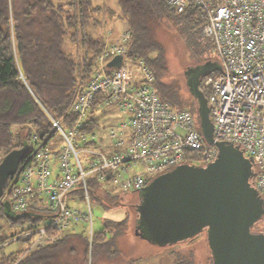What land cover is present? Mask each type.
<instances>
[{
  "label": "built area",
  "instance_id": "obj_1",
  "mask_svg": "<svg viewBox=\"0 0 264 264\" xmlns=\"http://www.w3.org/2000/svg\"><path fill=\"white\" fill-rule=\"evenodd\" d=\"M165 3L176 14L192 7L202 12L201 33L210 39L220 66L207 72L203 81L209 90L213 139L236 144L252 158L254 186L264 197V0ZM131 37L126 22L116 36L105 31L89 77L66 111L75 117L65 124L48 113L51 129L64 143L50 148L33 134L30 153L3 192L1 200L5 196L14 212L24 211L39 198L48 207L40 225L26 232L32 235L29 248L59 240L79 223L91 238L90 176L106 188L137 191L178 164H205L217 153L214 142L208 143L201 135L193 113L159 97L154 72L144 58L127 55ZM114 56H121L122 61L111 67L108 63ZM95 100L97 108L116 104L125 117L107 131L110 145L106 151L98 145L96 130H81ZM76 190L78 195L73 194Z\"/></svg>",
  "mask_w": 264,
  "mask_h": 264
},
{
  "label": "trees",
  "instance_id": "obj_2",
  "mask_svg": "<svg viewBox=\"0 0 264 264\" xmlns=\"http://www.w3.org/2000/svg\"><path fill=\"white\" fill-rule=\"evenodd\" d=\"M117 1L132 35L126 45L127 55L144 58L154 72L159 97L172 106L188 108L198 125L196 105L185 103V99L178 97L173 86L165 80L167 60L154 30L158 20L171 24L180 35L187 34L193 41H201L208 52L206 59L215 62L212 43L201 33L202 12L192 7L176 14L165 0ZM93 9L97 8H93L89 0H0V161L2 155L25 144H28L25 154L28 156L33 134L48 146L49 139L55 135L48 113L63 119L65 124L75 117L66 114L69 103L76 90L88 79L93 58L104 42L103 37L96 39L85 31L84 25ZM66 41L73 50H65ZM205 75L199 80L198 89L207 101L209 90L203 85ZM96 102H92L81 130H95L91 112L97 108ZM11 177L5 178L3 191ZM254 178L253 171L250 176L253 185ZM87 186L90 187V198L97 199L106 208L122 206L123 198L131 196L132 192L113 193L94 176L89 177ZM6 200L5 196L0 200V247L7 240L19 239L29 244L32 235L26 232L39 226L48 215L47 205L34 201L24 211L14 212ZM130 207L134 208V223L139 231L138 208L132 203ZM129 212L130 209L126 210L127 215L120 221L106 220L100 229L92 231L91 238L87 233L66 232L61 239L50 244L30 247L27 252L28 247L21 248L0 257V264H14L19 256L15 264H98L99 259L113 256L118 250L117 238L131 225ZM263 218L264 215L254 222L255 229H259ZM207 249L201 264H213L208 246ZM174 264L196 263L179 258Z\"/></svg>",
  "mask_w": 264,
  "mask_h": 264
},
{
  "label": "water",
  "instance_id": "obj_3",
  "mask_svg": "<svg viewBox=\"0 0 264 264\" xmlns=\"http://www.w3.org/2000/svg\"><path fill=\"white\" fill-rule=\"evenodd\" d=\"M121 61V56H114L108 65L118 66ZM201 67L209 72L220 66L206 59L185 70L197 102L201 135L208 143L214 142L217 153L205 164L181 163L153 177L135 203L148 235H142L137 227L134 231L141 238L166 245L205 230L213 264H264V231L252 229L264 215V198L250 180L253 160L236 144L214 141L207 101L198 89L200 79H191ZM27 150L25 144L2 155L0 200L5 178L14 175ZM138 226L143 231L141 223Z\"/></svg>",
  "mask_w": 264,
  "mask_h": 264
},
{
  "label": "rangeland",
  "instance_id": "obj_4",
  "mask_svg": "<svg viewBox=\"0 0 264 264\" xmlns=\"http://www.w3.org/2000/svg\"><path fill=\"white\" fill-rule=\"evenodd\" d=\"M89 3H91L93 8H97L91 10L90 16L84 25L85 31L89 34L91 33L92 37L101 39L106 30L120 25L119 14L122 17L124 14L121 13L117 0H89ZM120 28L121 25L118 29ZM154 33L160 46L163 48L164 56L167 60L168 73L165 80L173 86V90L178 97L183 100L185 99V103L191 102L193 105H196V99L188 87L185 70L187 67L203 64L206 61L205 54L208 52L206 49L204 50L201 41H193L187 34L185 36L183 34L180 35L171 24L166 22L158 20ZM64 48L65 50H73V46L67 41ZM91 118H94L95 121L94 129L99 137L98 145L106 151L105 149L110 145L107 131L124 121L125 117L119 112L116 104L109 103L104 105V107L92 110ZM48 143L51 148V144L59 147L64 142L60 135L55 134L49 139ZM107 186L113 193L119 194V191L114 186ZM133 202H136L134 197L125 196L122 202L123 207L118 205L106 208L97 199L91 200V209L93 210L92 228L95 231L100 229L106 220L120 221V219H123L127 215L126 210L130 209L131 212L128 214L131 225L125 234L117 238L115 243L118 250L113 256L99 259L98 264H174L179 258L188 262L193 261V263L201 264L200 262L203 261L205 256L204 253L208 252L207 246L210 250L209 243L206 240V231L201 230V232L188 238L170 242L166 245H158L154 241L147 242L146 240H142L134 231L136 225L134 223L135 213L134 208L130 207ZM139 221L144 233L148 235L144 222L142 219H139ZM259 226V229L253 227V231H264V218L261 220ZM17 228L20 227L18 226ZM69 231H72L74 234L86 235L82 223L69 228ZM28 245L25 241L19 239L13 241L7 240L6 244L0 247V257L28 247ZM28 249L29 247L26 250Z\"/></svg>",
  "mask_w": 264,
  "mask_h": 264
},
{
  "label": "flooded vegetation",
  "instance_id": "obj_5",
  "mask_svg": "<svg viewBox=\"0 0 264 264\" xmlns=\"http://www.w3.org/2000/svg\"><path fill=\"white\" fill-rule=\"evenodd\" d=\"M201 65V64H200ZM200 71V73H198L197 71L195 72V74H193V75H191V79H192V81H195V79L197 78V79H201V77L202 76H204L205 74H206V72L208 71V68L206 67H201V70H199ZM196 107H197V103H196ZM207 121H209V123L211 124V120H210V118H209V116L207 117ZM213 125V124H212ZM145 187H146V185H144L143 187H142V189L141 190H137V191H132L130 194H131V196L132 197H134L136 200H137V202H138V199L141 197V195H142V192H143V190L145 189ZM132 204H135L134 202L132 203ZM140 231V233L142 234V235H144L143 233H144V231H142V230H139Z\"/></svg>",
  "mask_w": 264,
  "mask_h": 264
},
{
  "label": "crops",
  "instance_id": "obj_6",
  "mask_svg": "<svg viewBox=\"0 0 264 264\" xmlns=\"http://www.w3.org/2000/svg\"><path fill=\"white\" fill-rule=\"evenodd\" d=\"M111 15V14H110ZM112 16V15H111ZM113 17V16H112ZM124 22H126V19L124 18V16L122 17L121 16V14H119V24L121 25V28L123 27V25H124ZM120 25H118L117 27H115V26H113V28L112 29H110L111 30V36H116L120 31H121V28L120 29H118L119 27H120ZM105 34V33H104ZM102 35V37L105 39V35ZM51 146V148H56V146L55 145H53V144H51L50 145ZM48 147H49V144H48ZM104 188H106V187H104ZM78 190H76V192H74L73 194L74 195H78ZM74 197H76V196H74ZM40 201V202H39ZM39 201H35L37 204H39V203H44L45 205H46V203H45V201L44 200H42V199H40L39 198ZM34 202V201H33ZM73 204H76V201H74L73 203H72V205ZM43 221V220H42ZM66 232H68V233H71L72 231H69V229H67L66 231H64L63 233H66Z\"/></svg>",
  "mask_w": 264,
  "mask_h": 264
}]
</instances>
